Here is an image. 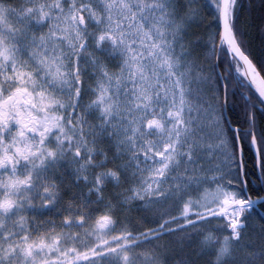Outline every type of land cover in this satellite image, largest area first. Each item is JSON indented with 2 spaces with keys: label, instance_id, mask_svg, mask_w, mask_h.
Listing matches in <instances>:
<instances>
[{
  "label": "snow or ice",
  "instance_id": "obj_1",
  "mask_svg": "<svg viewBox=\"0 0 264 264\" xmlns=\"http://www.w3.org/2000/svg\"><path fill=\"white\" fill-rule=\"evenodd\" d=\"M262 206L264 0H0V264H264Z\"/></svg>",
  "mask_w": 264,
  "mask_h": 264
},
{
  "label": "trees",
  "instance_id": "obj_2",
  "mask_svg": "<svg viewBox=\"0 0 264 264\" xmlns=\"http://www.w3.org/2000/svg\"><path fill=\"white\" fill-rule=\"evenodd\" d=\"M249 163L251 162L249 161ZM253 196L255 197V193H253ZM261 225H264V219H261L259 214H254L249 221V231L255 234L259 231Z\"/></svg>",
  "mask_w": 264,
  "mask_h": 264
}]
</instances>
